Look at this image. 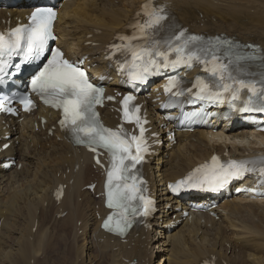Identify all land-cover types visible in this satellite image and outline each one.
<instances>
[{"label":"bare ground","instance_id":"obj_1","mask_svg":"<svg viewBox=\"0 0 264 264\" xmlns=\"http://www.w3.org/2000/svg\"><path fill=\"white\" fill-rule=\"evenodd\" d=\"M145 1L64 0L55 25L59 33L56 45L71 60L83 58L92 67V74L103 78L111 94L122 92L123 75L107 56ZM159 3L173 17L175 31L180 28L209 36L223 34L245 45L259 46L264 68V0ZM23 5L9 10L0 5V29L20 19L25 21L28 3ZM161 85L155 83L151 93L139 97L151 122L148 138L153 152L143 170L158 214L147 221V226L134 229L125 241L100 229L98 218L109 213L98 197L103 192L104 176L94 167L93 155L74 146L59 130L60 112L40 107L23 119L0 120V264H27L47 256L44 251L55 246L46 243L48 226L44 231L33 226L40 214L60 224L58 242L69 251L74 248L75 264H204L207 260L215 264H264L263 200L213 198L207 192L176 196L169 187L215 153L249 159L264 156V134L257 136L250 126L233 127L221 121L217 132H176L173 141V124L164 121L161 114ZM102 112L105 123L119 124L110 107ZM234 118L239 119L237 115ZM8 143L11 146L3 150ZM13 158L16 166L4 170L2 163ZM257 180L256 176L247 178L237 182L236 188L256 187ZM94 183L97 185L92 193L87 188ZM60 185L66 190L62 201H57L55 191ZM212 200L219 202L214 211L217 217L195 213L193 203ZM185 211L192 215L184 217Z\"/></svg>","mask_w":264,"mask_h":264},{"label":"snow or ice","instance_id":"obj_2","mask_svg":"<svg viewBox=\"0 0 264 264\" xmlns=\"http://www.w3.org/2000/svg\"><path fill=\"white\" fill-rule=\"evenodd\" d=\"M148 5H145L147 10ZM163 9L153 8L148 14L151 21L147 25L151 27L159 24L164 19L161 13ZM55 12L52 9L37 8L31 13V25L29 27H18L11 34L13 38H6L0 34V53H10L20 48L23 41H27L26 55L31 58L33 54H39L47 45L49 37L52 35V23L55 19ZM144 26L140 31L143 32ZM182 35V34H181ZM180 37H177L179 39ZM126 39V38H121ZM190 40H197L198 37H189ZM183 47H177L175 51L178 54L183 53ZM167 59V57H165ZM182 55H178L177 60H182ZM193 59L191 55L188 60ZM198 59V57H197ZM216 57H213L215 60ZM213 73H221V79H224L223 72L226 71L225 65H214ZM231 79V77H229ZM241 88H249L255 92L254 84L245 83L243 80L236 81ZM170 86H175V80L169 81ZM200 92L208 90V85L203 81H198ZM228 85H225L227 89ZM34 91L48 97L46 103H51L53 107L62 108L63 119L61 125H70L71 131L76 134L77 143H86L87 146L95 152L98 148L105 149L110 155L111 167L107 172V206L115 209L114 216L115 229L111 227L114 216H109L103 227L109 230H115L124 233L131 226L129 213L136 214L138 209L133 206L134 201L141 202L142 214L148 215L152 201L141 194L137 177L132 174V169L136 167L143 159V153L147 150L143 139L144 129L140 126V136H132L130 139L122 135V129L113 131L105 128L98 119V114L94 111V105L101 102L103 89L94 86L89 82L86 74L79 67L73 65L63 58V54L56 50L52 53L51 59L44 65L39 75L32 80ZM111 99V97H109ZM133 99L132 96L124 98V118L129 122H135L141 125L138 115L139 109L130 115L128 103ZM25 110L32 105V101L27 97L20 101ZM2 107V102H0ZM12 111V109H7ZM80 134H83L81 137ZM213 163L206 173L205 178L209 176L212 179L228 178L229 176L239 175L242 171H249L244 163L231 161L227 166L221 165L218 158H212ZM99 163V160H97ZM207 167V166H205ZM200 171V169H197ZM264 175V168L260 169ZM131 181V183H129Z\"/></svg>","mask_w":264,"mask_h":264},{"label":"rangeland","instance_id":"obj_3","mask_svg":"<svg viewBox=\"0 0 264 264\" xmlns=\"http://www.w3.org/2000/svg\"><path fill=\"white\" fill-rule=\"evenodd\" d=\"M48 148H49V146H48ZM38 213H39V211H38ZM63 216H65V215H62V218H63ZM38 217H40V218L38 219V221H36L33 224V226H35L38 229H40V231L46 230L47 229L46 227L48 226V231H47V234H46V241H47L46 243L50 244L52 242L51 244L55 245V246L53 248L48 247L44 251V253L47 252V256L39 257L36 260L33 259L27 264H75L76 256L74 255V252H76V251H74V248L70 247V251H69V250L66 249L67 246L64 247V244H61V243L58 242L59 241L58 238L61 235L60 234L61 231H59V229H58L59 228L58 225H60V224L57 225V223H58L57 220L55 222H53V220L48 217L49 219L47 221L46 218L43 215H41V214ZM40 221H41V223H40ZM53 223H56V224L53 225ZM39 224H41V225L43 224V225L41 226ZM55 227H57V228H55ZM49 229L50 230L52 229V230L50 231ZM27 231L29 232L28 227H27ZM34 231H36V229H34ZM54 239H55V241H54Z\"/></svg>","mask_w":264,"mask_h":264}]
</instances>
